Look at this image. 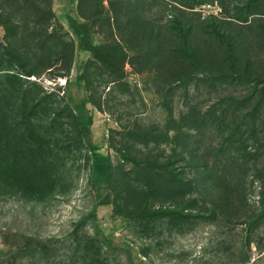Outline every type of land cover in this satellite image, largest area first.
Listing matches in <instances>:
<instances>
[{
	"label": "rangeland",
	"instance_id": "obj_1",
	"mask_svg": "<svg viewBox=\"0 0 264 264\" xmlns=\"http://www.w3.org/2000/svg\"><path fill=\"white\" fill-rule=\"evenodd\" d=\"M205 1L188 9L197 11L191 12L195 19L199 14L202 19L224 17L220 0ZM232 1L226 0L229 11ZM239 1L247 0H235ZM180 6L178 0H0V264H264V100L256 106L261 85L250 80L214 87L194 73L186 87L167 69L154 68L157 59L145 64L149 32L133 26L155 25L154 38L158 37L159 27ZM254 6L251 27L243 28L237 20L220 24L233 31L228 36L232 45L239 40L235 34L243 35V47L234 45L241 71L262 76V65L254 58L259 54L264 59V0ZM71 22L88 23L96 45L131 38L137 48L128 50L125 65L129 90L107 83L109 77L89 65L91 52L80 47ZM137 56L141 58L133 66ZM16 57L26 61L32 76L23 74ZM212 58L207 55L206 62L213 64ZM231 64L228 58L225 68ZM86 72L92 74L93 96L101 97L106 111L89 101L86 82L78 78ZM50 94V107L69 105L83 124L90 125L89 149L74 142L67 119L55 117L52 109L31 118L29 126L23 123V104L33 105ZM220 99L226 109L224 129L200 134L190 129L186 117L191 109L204 113ZM120 114L125 123L169 125L177 154L171 155L174 146L168 142L158 149L139 144L127 149L131 157L124 164L109 144L111 135L121 139L112 132L120 130ZM236 125L248 148L230 141ZM189 134L192 140H182ZM254 147L258 158L247 156L248 161L245 150ZM157 153L160 163L172 162L174 171L182 169L183 177L194 181L184 199H196L197 206L187 211L202 209L211 218L152 241L139 239L127 226L129 220L112 213V204L99 203L106 195L117 198L124 188L119 175L123 164L127 171L135 166L134 160L153 159ZM142 242L151 248L147 256L139 252Z\"/></svg>",
	"mask_w": 264,
	"mask_h": 264
},
{
	"label": "trees",
	"instance_id": "obj_2",
	"mask_svg": "<svg viewBox=\"0 0 264 264\" xmlns=\"http://www.w3.org/2000/svg\"><path fill=\"white\" fill-rule=\"evenodd\" d=\"M255 1L247 0L245 3L239 1V3L232 1L233 7L231 11L227 8L226 0H220L222 7V14L224 17H205L202 19L201 14L196 19L194 18L197 11H190L188 9H194L197 5H201L205 0H178L181 8H177L179 12L174 13L165 21L159 28V36L154 38L155 25L148 24L147 22L141 25H134L137 31L149 32L150 39L146 40L144 45L147 44L149 54H146L143 61L147 64L152 60L157 59L158 64L155 63L154 68L162 71L172 72V75L177 76L179 82H183L184 86L188 87L191 84L192 75L194 73L202 74V80L209 82L212 86L217 87L225 83H240L243 81H254L258 85H261L259 89V99L256 106H260V103L264 100V75L260 76L254 71L242 72L239 68L240 58L236 54L234 45L237 48H242V33L235 34L236 41L234 45L231 44V40L228 38L231 33L227 31L220 23H235L242 22L243 28L251 27L249 17L256 14ZM230 3V4H231ZM133 10V9H129ZM177 10V11H178ZM233 10V13L231 14ZM69 17V15H67ZM211 19V20H210ZM220 24V25H219ZM112 25L109 23V27ZM115 27V25H114ZM70 28L72 34H74L78 40L81 48L89 50L92 55V59L89 63L91 67H95L98 70L99 75H107L109 79L106 82L113 83L116 88H122V90L129 87L128 81H125V65L129 58L128 50H135L137 47L131 38L120 39L119 42L113 44L96 45L91 42L90 27L88 23L71 22ZM121 25H117V29H120ZM133 29L132 32L135 30ZM164 29V30H163ZM131 32V33H132ZM230 33V34H229ZM229 34V35H228ZM252 36V35H250ZM242 39V40H241ZM252 39V37H251ZM156 41V42H155ZM154 42V43H153ZM227 44L225 45V43ZM158 46V48H157ZM227 46V47H226ZM230 47V48H229ZM158 49V53L154 51ZM206 49H212L213 52H208ZM264 52V51H262ZM213 54V55H212ZM150 55V56H149ZM213 57L209 63L206 62V56ZM140 56L132 59L131 63L136 66L137 59ZM228 58L232 60V64L229 69H226L225 65ZM254 63L262 65L260 70L264 72V59L259 58V54L255 56ZM16 62L21 68L24 75L32 76L34 72L29 68L28 64L21 57H16ZM142 61V60H141ZM258 61V63H257ZM207 63V64H206ZM140 64V63H139ZM248 65V64H247ZM250 66V65H248ZM140 67L138 70H142ZM88 69L87 72H90ZM70 68H67V76ZM138 71V72H140ZM160 71V70H159ZM84 73L80 75L79 80L86 82V88L89 95V101L96 106L100 111H106L104 103L101 101V97L96 98L92 93V81L91 73ZM100 72V73H99ZM253 74V75H252ZM254 76L250 79L249 76ZM174 77H171V81H174ZM176 80V81H177ZM200 80V78H197ZM250 81V82H251ZM167 82V81H165ZM169 83V82H168ZM114 87V89H116ZM51 94L41 101L36 102L33 105L28 103L23 104L22 109V121L26 125L30 123V119L40 115L42 112H49L53 110L55 117L66 118L70 124L73 134L74 142L81 145H85V149H89L92 146L90 137V125L83 124L79 117L75 114L72 107L67 105L64 108L50 107V101L48 100ZM54 102V101H53ZM61 105V103H58ZM224 100L220 99L209 109L202 113L201 111L195 112V109H191L188 118L190 129L196 130L197 134L205 133L209 129H214L217 132H221L224 129L225 112L223 107ZM109 110L111 107L106 105ZM257 108L253 109L256 111ZM236 110V109H235ZM249 112V111H248ZM170 116H173V112L170 111ZM122 115L118 118L117 122L120 126V130H115L117 134L121 135L120 141L115 139V136L111 135L109 138V144L111 147H115L120 154V161L125 164V161L129 160L127 149L134 147L135 145H142L147 148L150 145H154L158 149L163 142H168L172 147V156L177 154L176 147L173 145L172 137H170V128L167 125L166 128H160L158 125H144L139 122L125 123L122 121ZM237 121V120H235ZM255 122H257L255 120ZM91 123V120H90ZM178 126H174L177 128ZM241 127L236 125L235 131L229 136L232 144L239 143L244 146V149L248 146L244 144L245 139L243 134H239L238 129ZM31 130V129H30ZM253 131V130H252ZM254 132V131H253ZM176 140H181L179 134H174ZM187 141L192 140V134L186 135ZM197 136V135H196ZM196 138V137H195ZM250 137H248L249 139ZM175 141V140H174ZM248 148V147H247ZM253 151L245 150L244 158L248 159L250 156L252 161L257 159L258 150L256 147ZM159 154L151 159L144 158L134 160L135 166L124 171V164L121 169V181L124 184V188L119 191L117 198L111 199L110 195H106L99 204H112L114 215H119L126 218L128 221V227L134 229V232L138 235L139 239L151 238L152 241L160 238L162 234H173L174 232H181L182 227L186 224H192L195 221L210 219V215L197 210L196 212L187 211L196 205V199L186 200L184 197L194 187V181L191 182L183 177V170L174 171L171 168L172 162L166 164L160 163ZM239 161V159H237ZM53 173L58 171L57 165L54 162L51 163ZM112 165L109 164L108 169L111 171ZM170 167V169H169ZM212 173L209 175L211 176ZM107 184L111 186L112 175L109 173L107 177ZM112 189V188H111ZM158 203V204H157ZM214 210V209H213ZM264 215V208H263ZM254 226V225H253ZM252 226V227H253ZM251 232V231H250ZM140 254L147 256L150 251L149 245L146 243L141 244L138 248Z\"/></svg>",
	"mask_w": 264,
	"mask_h": 264
},
{
	"label": "crops",
	"instance_id": "obj_3",
	"mask_svg": "<svg viewBox=\"0 0 264 264\" xmlns=\"http://www.w3.org/2000/svg\"><path fill=\"white\" fill-rule=\"evenodd\" d=\"M64 9H65V7L62 9V10H58V15H59V17H62L63 16V14H64ZM104 205H108V204H104ZM112 210H113V208H112ZM112 213H113V211H112Z\"/></svg>",
	"mask_w": 264,
	"mask_h": 264
}]
</instances>
